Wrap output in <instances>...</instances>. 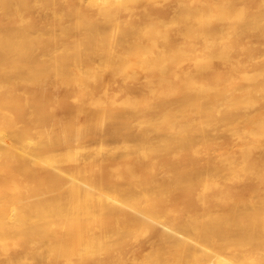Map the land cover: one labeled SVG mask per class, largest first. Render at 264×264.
I'll list each match as a JSON object with an SVG mask.
<instances>
[{
	"label": "bare ground",
	"instance_id": "1",
	"mask_svg": "<svg viewBox=\"0 0 264 264\" xmlns=\"http://www.w3.org/2000/svg\"><path fill=\"white\" fill-rule=\"evenodd\" d=\"M0 264H264V0H0Z\"/></svg>",
	"mask_w": 264,
	"mask_h": 264
},
{
	"label": "rangeland",
	"instance_id": "2",
	"mask_svg": "<svg viewBox=\"0 0 264 264\" xmlns=\"http://www.w3.org/2000/svg\"><path fill=\"white\" fill-rule=\"evenodd\" d=\"M167 6V5H166ZM166 6H164L165 8H161L160 9V11L162 12V14H167L168 12H167V10H168V8L166 7ZM238 59H240V60H238ZM234 61H231V63H232V65L234 66V67H236V66H238L239 64L237 63L238 61H239V63H240V65H242V62H244V64L242 65V67H245L244 69H246L247 71H249L250 69H249V66H247V65H249V63H246V62H248L247 60V58L245 57L244 58V56H238V58L236 59L237 60V62H236V60H235V58L233 59ZM244 60H246V62L244 61ZM234 62H236V63H234ZM237 64V65H236ZM247 64V65H246ZM239 65V66H240ZM215 67V70H214V68L213 67ZM212 66L210 67V69H209V71H211L212 69L214 70H212L211 71V74H209V76L211 75V77L212 78H214L216 75H214V74H216L217 73V70L220 68V67H222L223 65H219L218 63H216V64H212ZM218 69H217V68ZM246 67H248V68H246ZM212 68V69H211ZM222 69V68H221ZM233 72L231 71V70H229L228 71V73L226 74V76L222 79V80H220V82L222 83V84H227V82L230 80V79H232L233 78V74H232ZM151 83V84H150ZM149 84H150V87L152 86V88L153 87H155L154 86V84L156 85V83L155 82H153V81H151V82H149ZM141 86V85H140ZM117 89H119V90H117ZM115 90H117L118 92L117 93H119L120 91H122L120 88H116V89H114V91H113V93H115L116 91ZM121 93V92H120ZM89 97L87 98V101H89ZM105 139H106V141H108V143L110 144V145H116L117 144V139L115 138V137H112V136H110V138H109V135L107 136H105ZM90 140V139H89ZM110 140V141H109ZM114 141V142H113ZM89 142V141H88ZM90 142H92V140L90 141ZM232 142V140L231 139H229V140H227V142H225V143H219V144H217V145H215V146H213V150H216L215 152H216V154H218V152L222 149V146L223 145H225V144H229V143H231ZM200 155H203V152H200ZM116 167V165H114L113 167H112V169H114ZM224 185L225 184H219L218 185V187H216L215 188V190H213L214 191V194L213 195H220L221 194V192H222V190L224 189L223 187H224ZM213 191L211 192V193H208V194H212L213 193ZM208 194L206 195V194H202V196H205V197H207L208 196Z\"/></svg>",
	"mask_w": 264,
	"mask_h": 264
}]
</instances>
